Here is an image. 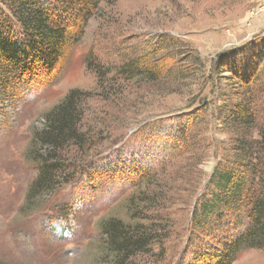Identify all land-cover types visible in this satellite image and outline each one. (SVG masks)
Masks as SVG:
<instances>
[{
  "label": "rangeland",
  "instance_id": "rangeland-1",
  "mask_svg": "<svg viewBox=\"0 0 264 264\" xmlns=\"http://www.w3.org/2000/svg\"><path fill=\"white\" fill-rule=\"evenodd\" d=\"M262 39L264 0H101L56 81L0 98V264H105L100 224L111 217L129 221L130 198L137 196L154 199L155 217L149 218L159 227L173 226L163 232L161 264H178L192 204L206 193L234 137L219 111L227 97L235 100L238 84L228 73L216 75L215 64L223 53ZM89 59L92 68L110 74L90 70ZM140 59L139 69L156 70V81L118 75ZM252 88L263 123L264 62ZM72 90L87 94V147L68 158L76 181L31 204L29 189L39 170L29 160V146L47 112ZM192 111L189 142L172 150L171 120L180 116L177 127L184 126L182 118ZM134 152L151 156L153 186L84 177L93 162ZM233 264H264V251L243 250Z\"/></svg>",
  "mask_w": 264,
  "mask_h": 264
},
{
  "label": "trees",
  "instance_id": "trees-1",
  "mask_svg": "<svg viewBox=\"0 0 264 264\" xmlns=\"http://www.w3.org/2000/svg\"><path fill=\"white\" fill-rule=\"evenodd\" d=\"M99 3L101 0H0V98L56 81ZM89 61L88 68L95 70ZM140 61L126 63L118 75L130 78L138 74L156 81V70L141 71ZM263 62L264 39L223 53L215 64L216 75L228 73L226 78L238 84L235 100L231 102L226 95L225 107L219 111L221 125L234 137L229 142L231 152L218 163L206 193L198 205L192 204L187 242L178 264H233L243 250L264 251V122L258 120L252 88ZM86 95L70 91L47 112L43 129L34 134L28 154L39 175L29 189L31 204L76 181L78 173L71 174L68 158L74 150L87 147L83 128ZM195 114L192 111L182 118L184 126L177 127L180 116L171 120L176 124L167 134L172 150L182 141L189 142ZM149 156L134 152L123 160L93 162L84 177L93 183L107 178L129 182L134 188L153 186L156 175L151 174ZM129 208V221L111 217L100 224L102 260L105 264H161L165 257L163 232L170 234L173 226L159 227L158 217L154 220L155 214L151 215L156 208L152 197H131Z\"/></svg>",
  "mask_w": 264,
  "mask_h": 264
},
{
  "label": "water",
  "instance_id": "water-1",
  "mask_svg": "<svg viewBox=\"0 0 264 264\" xmlns=\"http://www.w3.org/2000/svg\"><path fill=\"white\" fill-rule=\"evenodd\" d=\"M196 205V204H195Z\"/></svg>",
  "mask_w": 264,
  "mask_h": 264
}]
</instances>
